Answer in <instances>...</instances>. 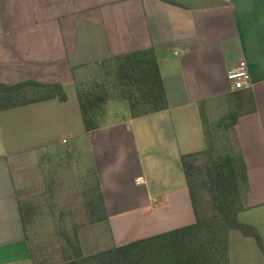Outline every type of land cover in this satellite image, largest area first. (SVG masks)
I'll list each match as a JSON object with an SVG mask.
<instances>
[{
    "label": "crops",
    "instance_id": "crops-1",
    "mask_svg": "<svg viewBox=\"0 0 264 264\" xmlns=\"http://www.w3.org/2000/svg\"><path fill=\"white\" fill-rule=\"evenodd\" d=\"M175 1L0 0V82H60L67 92L66 101L0 111V264H32L13 167L24 175L34 157L60 143L89 151V173L104 196L107 219L78 228L82 248L83 231L101 222L111 246L195 222L181 156L206 145L202 109L237 117L250 186L238 218L264 241V0ZM150 47L168 108L139 117L128 107L107 111L99 129L85 131L77 77L89 64ZM241 60L251 82L234 90L228 73ZM229 260L264 264V254L235 229Z\"/></svg>",
    "mask_w": 264,
    "mask_h": 264
},
{
    "label": "trees",
    "instance_id": "trees-1",
    "mask_svg": "<svg viewBox=\"0 0 264 264\" xmlns=\"http://www.w3.org/2000/svg\"><path fill=\"white\" fill-rule=\"evenodd\" d=\"M76 90L87 132L102 126L107 104L113 98L124 99L132 117L169 106L153 47L87 65L84 75L77 78ZM53 98L67 100L62 83L34 79L13 84L0 82V111ZM201 114L206 145L202 150L181 156L195 222L85 254L78 228L107 219L101 184L94 179L90 185L87 183L77 214L69 216L71 224L62 216V223L66 221L63 227L69 225V228L62 230L65 243L60 249V259L50 264H230L229 233L235 229L254 237L264 254V241L257 228L238 218L239 212L248 207L250 186L235 129L237 117L210 120L204 109ZM19 204L32 264H47L34 254L26 227L23 207L29 205L28 209L33 212V204L22 196Z\"/></svg>",
    "mask_w": 264,
    "mask_h": 264
},
{
    "label": "rangeland",
    "instance_id": "rangeland-1",
    "mask_svg": "<svg viewBox=\"0 0 264 264\" xmlns=\"http://www.w3.org/2000/svg\"><path fill=\"white\" fill-rule=\"evenodd\" d=\"M228 102L230 100L227 99L217 101L221 105H227ZM126 107L128 106L124 99L113 98L108 102L106 112L117 113ZM210 114V120L220 118L218 115L212 117V112ZM75 145L74 141H70L49 147L44 154L34 157L32 162L35 165H31L29 161L30 164L23 170L25 176L16 165L13 167L17 188H21V196L29 199L34 207L33 212L28 209L29 205L23 207L32 250L37 258L47 264L60 259V249L65 243L62 230H68L71 224L68 221L69 216L77 214L85 188L91 184L90 180H94V175L89 173L93 167L89 151L82 146L74 149ZM22 176L25 178L23 184ZM62 216L69 223L66 228L63 227L66 221L62 223ZM82 238L85 254L111 246L112 238L105 222L97 224L91 230H84Z\"/></svg>",
    "mask_w": 264,
    "mask_h": 264
},
{
    "label": "built area",
    "instance_id": "built-area-1",
    "mask_svg": "<svg viewBox=\"0 0 264 264\" xmlns=\"http://www.w3.org/2000/svg\"><path fill=\"white\" fill-rule=\"evenodd\" d=\"M228 78L231 81L234 90L244 89L249 86L251 75L247 62L241 60L235 68L229 71Z\"/></svg>",
    "mask_w": 264,
    "mask_h": 264
}]
</instances>
